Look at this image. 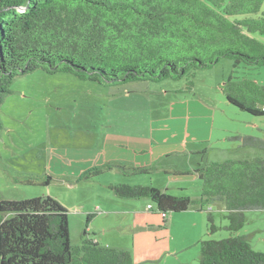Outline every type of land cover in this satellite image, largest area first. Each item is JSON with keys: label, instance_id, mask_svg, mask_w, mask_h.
Masks as SVG:
<instances>
[{"label": "trees", "instance_id": "1", "mask_svg": "<svg viewBox=\"0 0 264 264\" xmlns=\"http://www.w3.org/2000/svg\"><path fill=\"white\" fill-rule=\"evenodd\" d=\"M262 35L264 0H0V141L1 106L14 79L37 69L108 86L186 78L184 89L192 90L198 70L230 58L234 69L221 83L226 99L264 115V84L236 74L242 66L264 65ZM228 138L239 146L264 147V138L251 134ZM112 168L125 175L159 169L103 162L83 170L75 181H96ZM196 171L200 198L152 184L111 182L108 187L123 198H150L165 221L170 213L223 201L232 235L202 239L200 264H264V252L235 234L246 222V211L264 210V157L212 161ZM52 179L15 176L27 184ZM207 211L211 233L218 226L213 208ZM93 215L87 213L81 243L73 245L68 209L56 197L10 199L0 193V264H134L129 250L103 245L90 234Z\"/></svg>", "mask_w": 264, "mask_h": 264}, {"label": "rangeland", "instance_id": "2", "mask_svg": "<svg viewBox=\"0 0 264 264\" xmlns=\"http://www.w3.org/2000/svg\"><path fill=\"white\" fill-rule=\"evenodd\" d=\"M258 38L264 42V35ZM233 69V60L224 58L209 69L198 70L193 89L183 88V92L167 90L185 86L186 78L159 82L135 80L108 86L80 79L69 72L49 73L44 69H37L18 75L12 83V92L1 106L4 129L0 141V193L10 199L46 195L56 197L68 209L72 244H80L82 219L84 217L86 221L87 212L84 211L88 210L83 208V204L91 208L97 197L92 187L100 189L102 196L103 191L114 195L108 192L104 183L110 178L121 177L133 180L126 181L132 184L138 183L136 180L140 179L162 189V180L168 176L164 172L141 176L125 175L119 168H112L102 173L97 183H73L69 174L55 171L53 164L56 158L66 165L73 161V154L96 150L99 153L94 164L126 162L135 167L153 164L154 160L150 163L148 160L160 154H136L134 144L138 142V138L143 137L142 133L146 132L151 121L168 117L174 102L190 97L205 105L209 103L214 109V140L225 134L232 136L236 131L264 138V115H253L241 110L225 97L221 83ZM236 74L255 78L264 84V65L242 66ZM228 130H232V133ZM233 143L238 145V141ZM233 143L229 140H216L214 147L210 148L209 160L264 157L263 146L229 149L237 146ZM138 157L144 158V165L129 164L131 159ZM171 159L183 162L187 157L181 152H175L171 153ZM24 174L37 175L42 179L52 175L53 179L49 184H27L15 180V176ZM191 192L196 195L200 191L193 186ZM113 197L123 202L137 199L123 198L116 194ZM80 202L83 203L81 206L73 207ZM209 207L214 209L212 212L218 226L211 233L208 232ZM126 209L131 210L130 207ZM190 209L184 213L173 212L176 213L173 218L172 213L168 215L167 227L171 230L172 246L161 264H200L202 239H222L232 235L227 228L229 219L226 217V204L223 201H214L203 210L200 207ZM128 213L131 214L130 211ZM105 215L107 214L100 213L93 216L91 224H98L105 230ZM110 223L113 226L114 222ZM121 225L122 223H116L117 229L105 230L106 242L112 244V247L133 252L132 236L127 235L124 232L126 230L119 227ZM235 234L245 235L255 250L264 252V210L246 211V222Z\"/></svg>", "mask_w": 264, "mask_h": 264}, {"label": "crops", "instance_id": "3", "mask_svg": "<svg viewBox=\"0 0 264 264\" xmlns=\"http://www.w3.org/2000/svg\"><path fill=\"white\" fill-rule=\"evenodd\" d=\"M183 88L184 86L182 85L176 88L168 89L167 92H183ZM191 98L192 97L184 98L181 99L182 101L174 102L172 105V112H170L168 117L158 118L151 121L150 126L146 129V132L142 133L143 137L138 138V142L134 144L133 147L136 154L139 155L147 154L149 152H153L152 155H154V153L160 154L155 156V158L152 156L151 159L148 160V163L154 160L155 163L153 164L157 165L159 169L153 173L164 172L168 176L162 180V190L175 195H188L195 198H200V193L202 192V182L196 169L212 162L209 160L211 156L209 151L211 147H214L213 145H215L216 140H229L231 143L234 141L228 138L230 136L229 134H225L224 136L222 135L221 137L218 136V138L214 140V109L210 107L211 105L209 103L205 105L200 100ZM228 131L232 133V130ZM226 133L228 132L226 131ZM236 133L241 132L236 131ZM234 144L236 143H233V145ZM235 148H239V144L236 147H229V149ZM175 152H181L185 154L187 159L183 162L171 159V153ZM98 153L99 152L96 150L81 151L79 153L73 154V161L66 165L61 159L56 158L53 167L58 173L69 174V177H72L71 181L73 183H78L75 181L77 176L83 170L95 165L94 163ZM143 160L144 158L138 157L131 159L132 162H129V164L144 165L143 163L145 162H142ZM127 161L130 160L127 159ZM173 167L176 169H173ZM153 173L143 175H152ZM99 179L100 178H98L96 181L86 182L97 183L99 182ZM115 181L131 182L133 180L123 179L121 177L110 178L104 183V186L107 188V190H109L108 192H111L114 195H110V193H106L107 191H103L102 196L100 189L97 187H92V189L96 192L97 197L96 201L91 205V208L84 206L86 204H83L82 202L79 204H74L73 207H77L76 205L81 206V204H83V208L85 207V209H88L87 211H83L87 213H93V216H96L100 213L107 214L105 215V219L107 220L105 230L107 231H113L117 229V226H115L116 223H122V225L119 227L124 228L126 230L124 232L127 235L132 236L133 252L131 251V253L134 255L133 259L135 258L134 262L136 264H161L166 252L169 251L172 246L170 240L171 230L167 227L168 216L166 217L165 221L164 216L161 213L155 212L153 210L155 204H153L151 199L148 197H146L147 199H144V197L137 198L136 201L131 202H123L115 199V197H113L115 196V193L108 187L109 183ZM136 182L146 184V182H142L140 179L136 180ZM193 186H195L197 191H200L196 195L191 194V188ZM149 204L153 205V207L150 209L148 208ZM127 207H130L131 210H127ZM193 207L199 208V206ZM206 207L208 206H204V208ZM190 208L183 211V213L187 212L188 210L190 211ZM129 211L131 214L128 213ZM121 213L124 215H119ZM175 215L176 213H172L171 217L173 218ZM83 219V224L81 225L80 241L86 228V221ZM111 221L112 224L114 222L113 226L110 225ZM105 230L98 224H91L90 221L88 226V231L90 234L94 236L101 244L113 246L112 244L106 242L107 240L104 234Z\"/></svg>", "mask_w": 264, "mask_h": 264}, {"label": "built area", "instance_id": "4", "mask_svg": "<svg viewBox=\"0 0 264 264\" xmlns=\"http://www.w3.org/2000/svg\"><path fill=\"white\" fill-rule=\"evenodd\" d=\"M152 207H153V205H152V204H149L148 208L150 209V208H152Z\"/></svg>", "mask_w": 264, "mask_h": 264}]
</instances>
